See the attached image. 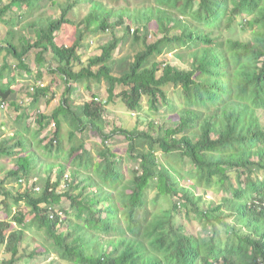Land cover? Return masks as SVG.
Returning a JSON list of instances; mask_svg holds the SVG:
<instances>
[{"label": "trees", "instance_id": "obj_1", "mask_svg": "<svg viewBox=\"0 0 264 264\" xmlns=\"http://www.w3.org/2000/svg\"><path fill=\"white\" fill-rule=\"evenodd\" d=\"M49 2L57 4L0 0L5 27L0 52L7 55L0 64V101L20 109L13 84L17 75L31 73L25 61L31 50L36 79L43 67L64 83L59 104L49 115L38 113L48 86L33 84L24 93L30 96L29 109L37 110L39 126L49 117L56 124L49 139L34 140L39 154L29 144L27 125L18 126L10 139L0 136V158L14 162L0 187H19L14 193L0 188L6 212L0 220V264L51 253L56 260L48 264H264V0H155L133 8L111 6L117 0H66L58 17H45L42 10ZM80 7L85 14L78 21L70 19L69 13ZM238 16L236 24L250 29L249 39L223 33ZM66 24L76 26L70 37L62 34ZM34 28L36 39L27 40ZM107 32L112 37L99 46L100 53L74 69L81 62L82 38ZM120 42L139 49L116 76L112 52ZM170 51L187 67L160 64L157 57ZM46 52L52 54L54 68L45 61ZM90 80L106 83L107 100L71 106V84ZM116 84L124 86L117 93ZM170 84L179 88L176 98L165 89ZM113 97L137 113L146 97L149 110L163 119L148 120L146 129L137 122L105 134L104 107ZM28 115L27 109L20 111L18 123ZM63 122L70 127L69 141L86 129L102 142L114 133L123 135L133 165L128 174L106 145L98 155L81 140L66 149ZM186 165L189 185L182 183ZM41 172L43 178L33 180ZM62 183L67 188L61 190ZM208 189L214 199L206 203ZM62 198L69 201V210L61 207ZM9 199L17 207L22 203L31 216L26 219L20 208L12 212ZM181 215L199 221L204 234L186 233L177 220ZM29 228L42 230L44 241L27 251Z\"/></svg>", "mask_w": 264, "mask_h": 264}, {"label": "rangeland", "instance_id": "obj_2", "mask_svg": "<svg viewBox=\"0 0 264 264\" xmlns=\"http://www.w3.org/2000/svg\"><path fill=\"white\" fill-rule=\"evenodd\" d=\"M66 0H56L57 4L47 3L44 9L42 10V15L45 17H58L60 14V5L63 4ZM2 3H7L9 0H1ZM155 3V0H117L116 3H112L111 6L119 5V6H130V7H141V6H149L153 5ZM14 11L18 12L19 8L14 7ZM86 8L80 7L78 9V12L72 11L69 13V18L78 21L84 14H85ZM41 14V12H40ZM27 20V19H26ZM241 17H237L235 19L234 27L231 30L228 29H222L225 36H232V37H238L241 40L249 39L251 34L250 29L247 30H241L238 24L240 23ZM13 24H10L8 27L12 26ZM20 26V24H19ZM7 27V28H8ZM75 24H66L62 34L66 37H70L71 34L75 31ZM17 28V26H16ZM5 32V27H3L0 24V34H3ZM38 34V31L36 28L30 33H27L26 37L27 40L33 41L36 39V36ZM121 34V30L117 31V35ZM2 36V35H1ZM110 33H97L95 35L87 34L84 36L81 40V46L78 49V53L80 55L81 62L80 64H74V69H79L81 65H86L89 58L96 56L100 53L99 46L103 44L105 41L109 40L111 38ZM1 39V38H0ZM153 37L151 35L147 36V41H151ZM139 49V46L133 45L128 42H120L117 45V48L112 52L113 59L116 61L112 73L116 76L120 74L122 69L127 66L129 61H132L134 53ZM6 54L4 51L0 52V64L3 62V59L6 58ZM35 50H31L27 56L25 57V61L30 67L31 73H23L22 76L17 75V80L13 84V87L17 89L18 91V98L20 104L21 111H24L27 109V112L29 113L28 118L25 120H21L19 123L17 121V115L18 111L14 107H11L10 105L7 106L5 109L0 108V136L1 138H8L12 136L11 134L14 133L15 129L20 125H27L28 129L34 130L36 134L34 135L32 131H29V135H27L29 141L32 142L29 143L32 144V148L37 151L39 154V150L37 149V142L34 140H47L51 137L52 133L56 129V124H54L53 119L50 117L47 119L46 124H41V126L38 125L37 119H36V109H28V103L30 102V96L25 95L24 93L27 92L33 84H44V86L49 87V91L47 92V95L45 97H42L40 99L41 106L39 107L40 113H44L46 115H49L53 109H55L56 106H58L59 98L62 95V92L64 90V83L61 78L58 76L52 74L48 71L46 68H41L42 77L40 79H36L37 75L36 73V66H35ZM45 61L47 64L54 68L55 62L52 60V54L50 52H46L44 54ZM11 62V58H7ZM158 62L160 64H163L164 61H167L168 63L184 68L187 67V64L184 62H181L175 55L174 51L165 52L163 55H160L157 57ZM46 66V63H44ZM18 73V72H17ZM87 84L89 85V88H87ZM75 89L71 96L73 97V100L70 102L71 106H74L79 103H83L85 101H89L92 99H97L98 101L105 102L107 100V93H106V83L104 81L102 82H95L94 80H90L85 84L75 85L74 83L71 84ZM122 88H124L121 84H116L115 86V93L119 92ZM167 90V93L169 97L176 98L178 96L179 88L177 87L175 90V87L170 84L165 87ZM17 96V95H16ZM27 98V99H26ZM180 103V102H178ZM142 108L143 110L140 113L137 112H130L126 109L123 102L118 97H113L111 101H108V103H105L104 107V121H105V134H108L109 131L116 127V126H123L128 129L132 128L137 122L139 123L140 127L147 128L148 120L154 119L155 121L159 122L162 121L163 117L160 116V114L153 115V111H150L147 105V99L146 97L143 99L142 102ZM67 122H63L61 126V130L63 133L64 138V145L65 148L68 149L74 142L78 143L80 140L83 142L86 149L90 150L92 154L98 155V151L103 149V146H108L112 152H114L118 157L120 164L123 168V170L128 174L127 169L131 168L133 165L131 162H129V158L127 155V142L123 135L119 133L112 134L109 139H107L105 142H102L101 137L94 135L89 129H86L83 133H77L74 137V140H68V131L70 130V127ZM34 135V136H33ZM26 136H23L22 139H25ZM17 139H14L13 141H16ZM12 142V141H11ZM42 151V149H41ZM40 151V152H41ZM42 156L44 153H42ZM98 157V156H97ZM38 160V159H37ZM50 160V159H49ZM61 161V160H59ZM14 166V162L9 157H1L0 158V180L3 179L4 173L7 169H11ZM190 165H186L183 171V174L185 175L184 179H182V183L184 185H189L191 183V178L189 174ZM234 173V172H232ZM41 176H33V180H38L40 177L43 178L44 174L41 172ZM54 178V176L52 175ZM69 177H64V182L68 181ZM41 187V181H38ZM62 183L61 188H67L66 183L63 185ZM25 184L20 189H24ZM0 188L2 190L10 189L13 193L16 192L19 187L17 184L12 183H5ZM62 190V189H61ZM200 188H196V193H200ZM149 197H153L155 194V189L151 188L149 191ZM204 196L206 199V203H209L211 200L214 199L211 193V189H208ZM2 195H0V220L6 218V212L3 210L2 207ZM7 204L9 203L10 209L15 211L17 208L22 209L24 211L25 218L28 219L31 215L28 213V208L25 207L22 203H20L17 206L12 204V201L9 199L6 201ZM165 201L162 202V207L166 208ZM151 206V205H150ZM61 207L65 210H69V201L66 198H62L61 201ZM56 209L58 207L56 206ZM64 214V213H63ZM63 214L61 217H63ZM178 222L181 224H184V229L186 233L193 234V235H200L204 234L206 228L202 226V224L195 220H186L183 215L177 217ZM12 226L14 228L18 227L17 223L14 220H11ZM61 230H64L63 228ZM25 233L27 235L31 236L30 244L27 246L28 250H32L33 247L39 245V242L44 241V233L42 230H36L35 228H29L25 230ZM33 236V237H32ZM2 250V249H1ZM3 252H0V258L3 257ZM51 260H56V256L51 253L50 255H32V257H24L20 259L17 264H48ZM57 264H66L63 261H56Z\"/></svg>", "mask_w": 264, "mask_h": 264}, {"label": "built area", "instance_id": "obj_3", "mask_svg": "<svg viewBox=\"0 0 264 264\" xmlns=\"http://www.w3.org/2000/svg\"><path fill=\"white\" fill-rule=\"evenodd\" d=\"M38 84V83H37ZM41 87H43L44 86V84H42V83H40L39 84ZM31 90H33V88L31 87ZM7 106H8V103L7 102H5V101H0V108L1 109H5V108H7ZM39 186H37L35 189L36 190H39Z\"/></svg>", "mask_w": 264, "mask_h": 264}, {"label": "crops", "instance_id": "obj_4", "mask_svg": "<svg viewBox=\"0 0 264 264\" xmlns=\"http://www.w3.org/2000/svg\"><path fill=\"white\" fill-rule=\"evenodd\" d=\"M26 99H27V98H26ZM59 100H60V98H59ZM29 103H30V102H29ZM29 103H28V109H29ZM38 104H39L38 107H40V106H41V102H39ZM58 104H59V102H58ZM58 104H57V105H58ZM20 111H21V110H19L18 114L20 113ZM38 113H40L39 110H38ZM30 131H32V133H34V130H30ZM61 132H62V130H61ZM62 134H63V133H62ZM37 141H39V140H37Z\"/></svg>", "mask_w": 264, "mask_h": 264}]
</instances>
